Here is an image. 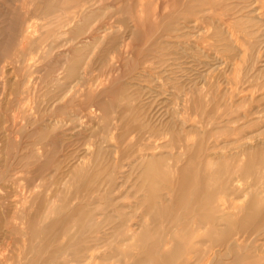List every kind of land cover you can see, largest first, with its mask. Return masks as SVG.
Here are the masks:
<instances>
[{"label": "rangeland", "instance_id": "1", "mask_svg": "<svg viewBox=\"0 0 264 264\" xmlns=\"http://www.w3.org/2000/svg\"><path fill=\"white\" fill-rule=\"evenodd\" d=\"M254 8L0 0V264H264Z\"/></svg>", "mask_w": 264, "mask_h": 264}, {"label": "bare ground", "instance_id": "2", "mask_svg": "<svg viewBox=\"0 0 264 264\" xmlns=\"http://www.w3.org/2000/svg\"><path fill=\"white\" fill-rule=\"evenodd\" d=\"M229 1H230V0H229ZM239 2H240V1H239ZM256 2H257V1H256ZM256 2H255V3H256ZM234 3H236V1H235ZM253 3H254V2H253ZM255 3H254V5H255ZM241 4H242V2H241ZM243 4H244V3H243ZM236 5H237V4H236ZM237 6H238V5H237ZM256 7H258V6H256ZM184 8H185V7H184ZM219 8H220V7H219ZM258 8H259V7H258ZM83 9H84V8H83ZM86 9H88V8L85 7L84 10H86ZM97 9H98V8H97ZM97 9H96V10H97ZM247 9H248V7H247ZM256 9H257V8H256ZM256 9L254 8V9L251 10L250 12L255 13L256 15H258V16H256V17L259 19V21H263V20H262V18H263V16H264L263 11H261V10H260L261 8H260V9H259L260 11L257 13V10H256ZM229 10H231V9H229ZM81 11H82V10H81ZM242 11H243V10H242ZM245 11H246V10H245ZM79 12H80V11H79ZM92 12H93V11H90V13H92ZM237 12H238V11H237ZM81 13H82V12H81ZM81 13H80V14H81ZM88 13H89V12H88ZM88 13H86V14H88ZM93 13H94V12H93ZM245 13H246V12H245ZM83 14H84V12H83ZM96 14H97V13H96ZM221 14H223V16H222V18H221V21H223V22H227L228 19H229V18H228L229 13H228L227 11H222ZM99 15L101 16V14H99ZM77 16H78V15H77ZM84 16H85V15H84ZM87 16H88V15H87ZM85 17H86V16H85ZM206 17H207V16H206ZM256 17H255V18H256ZM227 18H228V19H227ZM232 18H233V17H232ZM214 19H215V18H214ZM234 19H235V18H234ZM216 20H217V18H216ZM180 21H181V20H180ZM191 21H192V20H191ZM194 21H195V20H194ZM194 21H193V22H194ZM217 21H218V20H217ZM255 21H256V20H255ZM178 23H179V24H182V23H180V22H178ZM231 23H232V22H231ZM194 24H196V23H194ZM221 24H222V23H221ZM234 24H235V23H234ZM263 25H264V24H263ZM228 26H229V25H227V27H228ZM231 26H232V25H231ZM31 27H32V26H31ZM185 27H186V26H185ZM227 27H226V29H227ZM74 28H75V27H74ZM174 28H176V27H174ZM203 28H204V27H203ZM226 29H225V30H226ZM106 30H107V29H106ZM228 30H229V29H228ZM228 30H226V31L228 32ZM235 31H236V30H235ZM95 32H96V31H95ZM229 32H230V30H229ZM229 32H228V33H229ZM232 32H233V31H232ZM232 32H230V33H232ZM228 33H227V34H228ZM90 37H91V36H90ZM102 37L104 38V35L101 36V38H102ZM93 38H94V37H93ZM101 38H100V39H101ZM103 38H102V39H103ZM94 39H95V38H94ZM87 41H90V40H87ZM104 41H105V40H104ZM104 41H103V42H104ZM103 42H102V43H103ZM91 43H92V42H91ZM86 44H87V43H86ZM96 44H97V41H96ZM76 45H77V44H76ZM76 45H75V46H76ZM79 45H80V44H79ZM88 45H89V43H88ZM92 45H93V44H92ZM100 45H101V44H100ZM102 45H103V44H102ZM83 46L85 47L84 44H83ZM94 46H95V44H94ZM231 46H232V45H231ZM86 47H87V46H86ZM88 47H89V46H88ZM90 47H93V46H90ZM81 49H82V48H81ZM72 50H73V49H72ZM74 50H75V49H74ZM69 53H70V52H69ZM68 55H69V54H68ZM66 57H67V56H66ZM66 57H65V58H66ZM65 60H66V59H65ZM74 67L76 68V66H74ZM71 68H72V67H71ZM71 68H70V69H71ZM75 68H74V69H75ZM76 69H77V68H76ZM76 69H75V70H76ZM75 70H74L73 72H75ZM69 71H70V70H69ZM24 83H25V82H24ZM25 87H26V86H25ZM28 88H29V87H28ZM104 88H105V87H104ZM26 89H27V88H26ZM26 92L28 93V91H26ZM22 94H23V93H22ZM22 94H21V95H22ZM24 95H25V93H24ZM21 99H22V98H21ZM21 99H20V101H21ZM21 102H22V101H21ZM21 102H20L19 104H21ZM27 103H28V102H27ZM28 112H29V111H28ZM51 123H52V122H51ZM51 125H52V124H51ZM91 125H92V124H91ZM136 126H138V125H136ZM134 130H135V129H134ZM125 133L127 134V132H125ZM258 139H259V138H258ZM260 139H261V138H260ZM256 140H257V139H256ZM261 140H262V139H261ZM157 142H158V141H157ZM248 142H249V141H248ZM141 156H142V155H141ZM143 158H144V157H143ZM21 173H22V172H21ZM94 173H95V172H94ZM99 182H100V181H99ZM101 185H102V184H101ZM91 187H92V186H91ZM221 187H222V186H221ZM98 189H99V188H98ZM98 189H97V191H98ZM91 191H92V190H91ZM100 191H101V190H100ZM239 191H241V189H240ZM198 193H199V192H198ZM243 195H244V194H243ZM197 196H199V195H197ZM197 196H196V197H197ZM244 196H245V195H244ZM183 197H184V196H183ZM190 197H191V196H190ZM218 197H219V196H218ZM235 197H236V196H234V198H235ZM238 197H240V196H238ZM245 197H246V196H245ZM223 198H224V197H223ZM243 198H244V197H243ZM243 198H242V200H244ZM224 199H225V198H224ZM217 200H218V198H217ZM219 200H221V199H219ZM225 200H226V199H225ZM225 200H224V201H225ZM222 201H223V200H222ZM10 202H11V201H10ZM235 202H236V201H235ZM11 203H12V202H11ZM15 203H16V202H15ZM208 203H209V201H208ZM208 203H207V204H208ZM217 203H218V202H217ZM233 203H234V202H232V204H229V205H231V207H233ZM238 203H239V202H238ZM240 203H241V202H240ZM255 203H256V202H255ZM22 204H23V203H22ZM221 204H222V203H221ZM221 204H220V205H221ZM241 204H244V203L242 202ZM23 205H24V204H23ZM222 205H223V204H222ZM15 206H16V204H15ZM236 206H238V205H236ZM256 206H257V207H260L261 204H257V203H256ZM18 207H19V206H18ZM210 207H211V206H210ZM220 207L223 208L222 206H220ZM227 207H228V206H227ZM211 208H212V207H211ZM224 208H225V207H224ZM19 209H20V208H19ZM217 209H218V208H217ZM14 210H15V209H14ZM211 210H212V209H211ZM213 210H214V207H213ZM213 210H212V211H213ZM227 210H228V209H227ZM232 210H233V209H232ZM232 210H231V211H232ZM15 211H17V209H16ZM20 211H21V210H20ZM216 211H217V210H216ZM221 211H222V210H221ZM223 211H224V210H223ZM229 211H230V210H229ZM229 211H228V212H229ZM17 212H18V211H17ZM225 212H226V211H225ZM228 212H227V213H228ZM234 212H235V211H234ZM19 213H20V212H19ZM211 213H213V214H214V213L218 214L217 212H211ZM220 213H222V212H220ZM21 214H22V213H21ZM216 214H214V215H216ZM227 215H229V214H227ZM216 216L219 217L218 215H216ZM229 216H230V215H229ZM220 217H221V216H220ZM223 217H224V216H223ZM223 217H222V218H223ZM238 217H239V216H238ZM238 217H237V218H238ZM225 218H227V217H225ZM225 218H223V219H225ZM219 219H220V218H219ZM228 219H230V218H228ZM260 219H261V218H260ZM227 221H228V220H227ZM257 221H260V220H257ZM255 222H256V221H255ZM257 224H258V223H257ZM68 229H69V228H68ZM68 229H67V230H68ZM204 229H205V228H204ZM64 230H65V228H64ZM231 230H232V229H231ZM231 230H230V231H231ZM232 231H233V230H232ZM247 233H248V231H247ZM261 233H262V232H261ZM261 233H260L259 235H261ZM232 234H233V233H232ZM232 234H231V235H232ZM253 234H254V233H253ZM257 234H258V233H257ZM257 234H255V236H256ZM233 235H234V234H233ZM132 237H134V236L132 235ZM132 237H131V238H132ZM251 237H254V236H251ZM233 238H234V236H233L231 239H233ZM245 238H246V237H245ZM260 238H261V237H260ZM250 239H251V238H250ZM250 239H249V240H250ZM242 240H244V239H242ZM249 240L247 241V243H249L250 241H252V240H250V241H249ZM257 240H258V238H257ZM257 240H256V241H257ZM231 241H232V240H231ZM231 241H230V242H231ZM237 241H239V240H237ZM233 242H234V241H233ZM256 243H257V242H256ZM256 243H255V245H256ZM174 245H175V244H174ZM228 245H230V243H229ZM176 246H177V245H176ZM234 246H235V248L237 249V251H238L239 253L242 252L241 249L243 250V249H246V248L249 247V246H243V247H242V246H240V245L237 244V243H235ZM252 246H253V245H252ZM177 247H178V246H177ZM169 250H170V249H169ZM203 250H204V249H203ZM206 250H208V247L206 248ZM211 250H212V249H211ZM222 250H223V249H222ZM228 250H229V249H228ZM256 250H257V248H256ZM176 251H177V250H176ZM213 251H214V250H213ZM217 251H218V250H217ZM262 251H263V250H262ZM56 253H57V252H56ZM218 253H219V252H218ZM228 253H229V252H227V254H228ZM258 253H259V252H258ZM53 254H55V253L53 252ZM240 254H242V253H240ZM256 254H257V253H256ZM55 255H56V254H55ZM203 255H204V254H203ZM210 255H211V253H210ZM212 255H214L213 252H212ZM257 255H258V254H257ZM261 255H262V254H261ZM86 258H87V257H86ZM203 258H205V257H203ZM87 260H88V259H87ZM64 261H65V260H64ZM83 261H84V260H83ZM83 261H82V262H83ZM91 261H92V260H91ZM215 261H216V260H215ZM247 261H248V260H246L244 263H246ZM68 262H70V261H68ZM205 262H206V261H205ZM211 262H212V261H211ZM211 262H210V263H211ZM64 263H65V262H64ZM66 263H67V261H66ZM70 263H71V262H70ZM88 263H89V262H88ZM197 263H198V262H197ZM208 263H209V262H207V264H208ZM225 263H226V262H225ZM50 264H51V263H50ZM55 264H56V263H55ZM82 264H83V263H82ZM84 264H85V263H84ZM86 264H87V263H86ZM96 264H97V263H96ZM169 264H170V262H169ZM201 264H203V263L201 262Z\"/></svg>", "mask_w": 264, "mask_h": 264}]
</instances>
